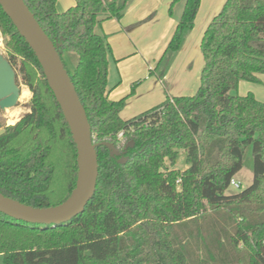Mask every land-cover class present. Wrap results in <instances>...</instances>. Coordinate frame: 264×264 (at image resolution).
Wrapping results in <instances>:
<instances>
[{
	"label": "trees",
	"instance_id": "16d2710c",
	"mask_svg": "<svg viewBox=\"0 0 264 264\" xmlns=\"http://www.w3.org/2000/svg\"><path fill=\"white\" fill-rule=\"evenodd\" d=\"M24 1L57 45L87 112L99 177L85 211L67 223L28 224L0 213L4 264H264V102L233 93L241 81L261 83L264 0H226L201 41L197 93L168 97L129 120L121 117L129 96L107 95L111 47L97 28L121 20L132 0H75L64 12L57 0ZM201 3L185 1L155 69L161 79L195 28ZM0 33L17 81L32 93L30 112L0 133V193L55 207L76 187L77 146L34 51L1 5ZM66 53L78 56L73 71ZM180 150L184 171L174 169ZM248 150L254 181L228 194Z\"/></svg>",
	"mask_w": 264,
	"mask_h": 264
},
{
	"label": "water",
	"instance_id": "95a60500",
	"mask_svg": "<svg viewBox=\"0 0 264 264\" xmlns=\"http://www.w3.org/2000/svg\"><path fill=\"white\" fill-rule=\"evenodd\" d=\"M0 5L34 51L69 124L78 150L77 184L65 202L51 208H35L0 193V213L28 224L61 225L83 213L95 195L99 177L98 145L94 143L87 112L57 51V45L46 34L24 0H0ZM21 92L16 70L8 58L0 53V108L6 110L17 107ZM105 145L111 150L112 156L118 154L114 144Z\"/></svg>",
	"mask_w": 264,
	"mask_h": 264
},
{
	"label": "crops",
	"instance_id": "0c3cea01",
	"mask_svg": "<svg viewBox=\"0 0 264 264\" xmlns=\"http://www.w3.org/2000/svg\"><path fill=\"white\" fill-rule=\"evenodd\" d=\"M213 1L216 0H212L211 2L213 3ZM173 2L174 0H132L121 20L112 19L103 22L101 25L102 33L108 36V43L111 47V52L108 55L107 95L109 99L113 101H119L120 99L129 96L127 99V106L121 112L123 120H129L125 114L127 113V108H129L133 102L142 98L148 99V96L150 97L154 94H158L160 97L162 90L166 91L164 85H166V80L169 78V74H166L164 78L161 79L155 73V69L161 60L176 30L178 20L181 17H167V13H169ZM206 2L207 0H202L196 18L195 27H197L198 20H200L202 16V11L206 6ZM225 2L226 0H223L224 4ZM74 5L75 0H57V10L59 12H64ZM209 12L207 13L206 9L205 17L203 19V27L206 28L216 16L215 15L212 18L211 15L209 16ZM159 17H164L163 19L165 20L164 26L160 28V37H157L159 39H156L155 41L149 40L150 42H148V23L153 22L149 24V26L154 25V22H157ZM153 19L155 21H153ZM163 19L161 20L163 21ZM159 25H161L160 22ZM189 35L186 40H188ZM184 46L182 50L184 49ZM262 75L263 74L258 75L261 81ZM148 84H150L149 87ZM239 86H242V88L244 87V91L249 90L251 93L253 92L252 85L250 86L246 81H241ZM134 88L135 91L131 94ZM193 93V91L183 92L180 96H191ZM245 93L246 92L241 93L240 91L237 94L240 96H246L247 94ZM180 96L174 95L171 97ZM168 97L170 96L167 95L166 99ZM156 106L158 105H155L152 108ZM152 108H149V110ZM134 117L136 116L134 115Z\"/></svg>",
	"mask_w": 264,
	"mask_h": 264
},
{
	"label": "rangeland",
	"instance_id": "374dc122",
	"mask_svg": "<svg viewBox=\"0 0 264 264\" xmlns=\"http://www.w3.org/2000/svg\"><path fill=\"white\" fill-rule=\"evenodd\" d=\"M186 0H177L173 4V14L167 13V17H179L181 16V12L183 11L184 5ZM212 0H207L206 6L202 11V16L200 20H198L197 27L193 29L190 33L188 40H186L184 49L179 53V55L174 60L171 68L166 74H169V78L166 80V91L162 90V94L160 97L158 94H154L153 96H148V99L142 98L138 101L133 102L129 108H127V113L125 114L128 119L138 116L143 112L149 110L155 105L161 104L167 97V95L174 96L183 94V92H194L191 96L195 95L199 89L201 83V75L204 68V58L201 51V41L206 31V27L204 26L203 19L205 17V11L207 9V13L209 12V16L211 15L212 18L219 14L221 9L223 8V0H216L211 2ZM211 9V10H210ZM164 17H159L157 22H154V25H150L153 22L148 23V42L155 41L160 37V28L164 26ZM163 19V21L161 20ZM179 19V18H178ZM213 20V19H212ZM153 21H155L153 19ZM179 21V20H178ZM159 22L161 25H159ZM163 22V23H162ZM156 24V25H155ZM98 31L102 33L101 26H98ZM150 40V41H149ZM0 53H2L5 57H7V50L5 47V37L0 33ZM65 63L70 70H74L78 61V56L75 53H66L64 56ZM150 73V72H149ZM261 83H250L247 82L250 86L252 85L253 88V95L255 98L261 102H264V74L261 77ZM19 85L21 90L24 88H29L22 83V78L19 76L18 78ZM149 83V82H147ZM147 85V84H145ZM150 84H148L149 87ZM30 91V90H29ZM241 91V93L246 92L248 94L250 91H244V87L239 86L238 90L234 91V94H237ZM251 93V92H250ZM149 95V92H148ZM189 96V95H188ZM32 93L30 91L29 101L26 102L25 100L22 101L20 98L17 107L7 109L5 115H8L7 121L9 123L10 115L16 109L22 111V115L20 119L30 112V105H31ZM127 106V104H126ZM25 111V112H24ZM7 127V125H5ZM3 127L0 129V133L4 130ZM167 166L169 167L170 164L166 161ZM188 168L187 161H186V152L184 150H180L178 154V158L175 164L174 169L179 171H184ZM253 158L251 150L247 151L246 159H245V166L244 168L235 176V181L241 184V188L237 189L233 186H230L227 193L228 194H235L241 192L242 190L248 188L252 185L254 181V174H253ZM0 264H4V259L2 254H0Z\"/></svg>",
	"mask_w": 264,
	"mask_h": 264
},
{
	"label": "bare ground",
	"instance_id": "6f19581e",
	"mask_svg": "<svg viewBox=\"0 0 264 264\" xmlns=\"http://www.w3.org/2000/svg\"><path fill=\"white\" fill-rule=\"evenodd\" d=\"M0 48H1V44H0ZM29 97H30V91L27 88H24L21 92V99L22 101H29ZM25 112V111H24ZM22 115V111H20L19 109H16L12 112V114L10 115V119H9V125H15L19 120L20 117Z\"/></svg>",
	"mask_w": 264,
	"mask_h": 264
},
{
	"label": "flooded vegetation",
	"instance_id": "af4514ba",
	"mask_svg": "<svg viewBox=\"0 0 264 264\" xmlns=\"http://www.w3.org/2000/svg\"><path fill=\"white\" fill-rule=\"evenodd\" d=\"M6 111H7V109L3 110V109L0 108V129L5 127V125H7V127L10 126L8 124V121H7L8 115H5Z\"/></svg>",
	"mask_w": 264,
	"mask_h": 264
},
{
	"label": "built area",
	"instance_id": "2783aa9c",
	"mask_svg": "<svg viewBox=\"0 0 264 264\" xmlns=\"http://www.w3.org/2000/svg\"><path fill=\"white\" fill-rule=\"evenodd\" d=\"M123 135H124V133L121 132V133H119L118 137H119L120 139H122V138H123ZM231 186H233V187H235V188H237V189H240V188H241V184H240V183H237V182L235 181V179H232V181H231Z\"/></svg>",
	"mask_w": 264,
	"mask_h": 264
}]
</instances>
